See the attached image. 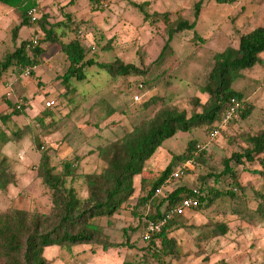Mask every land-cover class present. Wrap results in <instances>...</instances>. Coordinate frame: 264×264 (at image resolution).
<instances>
[{
	"label": "rangeland",
	"instance_id": "1",
	"mask_svg": "<svg viewBox=\"0 0 264 264\" xmlns=\"http://www.w3.org/2000/svg\"><path fill=\"white\" fill-rule=\"evenodd\" d=\"M98 1L106 6L94 10L88 0H40L39 3L40 12H47L51 22H68L73 28L72 22L66 19L69 14L79 23V30L69 31L64 41L77 37L87 50L86 58L104 67H86L85 79L71 78L66 86L63 75L68 62L64 54L57 44H44L45 52L36 67V75L13 77L8 72L0 79V112L9 111L5 100L21 105V114L7 121L3 129L7 134L20 128L25 131L19 140L7 142L2 147L12 161L15 184L0 191V211L13 206L31 213H49V191L35 174L42 150L49 155V163L56 173L62 171L64 161L72 162L78 175L98 173L104 163L97 155V147L129 135L134 125L150 120L161 107V100H169L189 115L192 97H197L201 103L206 100L203 85L214 53L228 44H236L240 34L264 26V0H237L232 4L204 0L194 27L196 37L193 30L173 34L160 56L169 29L176 21L193 20V4L197 0ZM144 2L148 3L145 7L148 13L167 12L168 23L161 19L155 22L144 19L142 12L131 4ZM14 17L0 36V59L16 45L11 40L17 16ZM3 28L0 20V32ZM37 31L24 35L25 39L38 35ZM261 56L263 64L245 69L232 83L242 94L246 106H251L249 116L243 119L238 116L220 127L213 138L211 128L203 126L190 132L179 131L166 139L147 163L145 173L135 176V190L127 202L111 217L94 219L100 226L103 241L113 246L105 251L102 244L71 249L47 247L44 256L48 264H122L127 261L140 264H264V218L255 212L258 202L255 194H264V169L260 166L252 164L249 168L262 169V175L244 171L231 163L243 189L236 188L233 197L217 196L208 207L194 214L185 212L179 217L187 223L169 234L175 238L180 252L175 259L163 256L158 261L150 256L143 224L146 210L137 205V199L147 194L166 166L170 165L171 171L179 166V161L172 156L181 154L190 140L203 149L198 167L183 174L157 197L162 198L169 189L181 186L202 188V193L209 188L220 191L231 188L228 176H217L223 169L221 160L246 147V134H255L263 128L264 56ZM116 60L132 65L139 72L113 74L111 65ZM11 79H14L11 87L6 89L3 84ZM137 83L143 84V90L139 101L134 102L130 89ZM48 99L55 101V106L49 108L54 126L39 132L34 118L43 114ZM29 127L32 130H25ZM33 130L40 135L42 149L34 144ZM73 186L78 195H85L81 181H75ZM217 221L228 225L226 234L200 242L199 227Z\"/></svg>",
	"mask_w": 264,
	"mask_h": 264
},
{
	"label": "trees",
	"instance_id": "2",
	"mask_svg": "<svg viewBox=\"0 0 264 264\" xmlns=\"http://www.w3.org/2000/svg\"><path fill=\"white\" fill-rule=\"evenodd\" d=\"M39 1L0 0L1 4L14 9L19 15V23L13 26L11 30V38L14 42L21 27H36L38 30V39L35 43L31 41V38L21 40L15 45L12 52H7L2 56L0 59V79L8 75V72L13 77L19 76L24 73L26 68L29 69L28 75L33 76L34 67L39 65L41 55L45 52V45L48 44H57L68 62L63 75L64 84L67 83L66 86H69L68 82L71 78L77 81L85 79L84 69L86 67L95 65L102 67L103 65L94 59L86 58L87 50L77 37H73L67 42L64 41L69 31L79 30V23H75L69 14L66 15V19L72 22L73 28H70L68 22H51L47 12H40ZM203 1L194 2L192 21L178 19L176 24L169 29L168 39L162 47L160 56L163 50L167 49L173 34L184 30H193V36L196 37L194 27ZM213 1L219 4H232L237 0ZM88 2L94 10L106 6L105 3H99L98 0H88ZM131 4L142 12L144 19H151L150 22L160 19L165 23L169 21L167 12L148 13L145 9L148 5L147 2ZM33 7H37L35 22L31 21L29 15V10ZM261 55L264 56V26L259 25L244 34H240L236 44H228L223 50L214 53L207 80L203 85L206 100L201 103L197 97H192L189 115L185 110H179L169 100H161V107L150 120L141 121L134 125L129 135L98 146L97 155L104 163V167L98 173H81L78 175L73 163L69 161H64L62 171L56 173L54 167L49 163V155L45 150H42L35 174L40 179L41 184L49 191L50 211L47 214H37L13 206H8L0 211V264H48V260L44 256V249L51 246L71 249L80 245L102 244L103 251L111 248L113 245L103 241L100 226L94 222V219L111 217L127 202L135 190V176L145 173L147 163L166 139L171 138L179 131L190 132L194 128L203 126L212 128L222 118L231 99H236L243 105L239 117L243 119L249 116L251 106H246L242 100V94L232 87V83L241 76L245 69L263 64ZM111 67L113 74L139 72L132 65L122 64L119 60H116ZM5 101L9 111L0 112L1 192L15 184V177L11 171L12 161L2 151V147L7 142L19 140L25 134L21 128L12 131L10 134H7L3 129V125L7 121L13 116L21 114V105L17 107V103ZM49 110L45 107L43 114L34 118L41 128H39V132L47 130L49 126H54L52 125V113ZM25 130L30 131L32 129L29 127ZM32 136L36 147L42 149L39 133L33 130ZM244 141L246 144L244 149L234 151L229 157L221 160L223 169L217 176H228L231 179V188L225 191L209 188L204 193L201 191L202 188H198L200 191L199 204L185 212L189 211L190 214H194V211L208 207L217 196L228 194L233 197L236 188L243 189L238 181L237 171L231 163L241 166L244 171L262 175V169H264V122L261 130L255 134H246ZM202 150L196 141L190 140L184 151L172 156V159L178 160L181 164L196 158V153L201 154ZM196 159L199 160V158ZM252 164L260 166L262 169H250L249 166ZM171 173L170 165L166 166L158 178L153 181L147 194L137 199V205L146 210L144 226L148 221L161 219L169 209L180 201L182 196L191 194V189L181 186L169 189L162 198L157 197L155 190L163 186V182ZM77 180L81 181L85 188L83 197L78 195L73 186ZM255 195L258 199L255 212L264 218V194L256 192ZM184 213L172 216L161 226L159 232L153 233L147 239L146 250L150 252V256L158 261L163 256H170L174 259L180 256L177 242L169 234L174 228L186 226L187 221L185 223L184 219H179L180 216L186 214ZM199 229L201 230L198 237L200 242H208L223 237L229 227L225 222L217 221L205 223ZM122 264L140 263L127 261Z\"/></svg>",
	"mask_w": 264,
	"mask_h": 264
},
{
	"label": "built area",
	"instance_id": "3",
	"mask_svg": "<svg viewBox=\"0 0 264 264\" xmlns=\"http://www.w3.org/2000/svg\"><path fill=\"white\" fill-rule=\"evenodd\" d=\"M29 15L31 17V21L35 22L37 19V7H33L32 9L29 10ZM38 39V36L36 34H33L31 36V41L35 43ZM29 69L26 68L24 70V75L28 74ZM131 90V99L136 102L139 101L140 99V94L143 90V84L142 83H137L133 86V89ZM5 95L9 96V92L7 91ZM55 105V101L52 99H48L45 102V107L50 108ZM19 107V104L17 103L16 105ZM243 108V105L241 104L240 101H237L236 99H231L229 107L225 110L222 118L220 121L215 123L212 128H211V137H215L217 134V131L220 127L226 126L232 121H234L240 113V110ZM196 158H199L200 153H196ZM196 158L187 160L183 163H181L175 170L172 171L170 176H168L165 181L163 182V186L161 188H157L155 190V193L158 194L162 190H165L169 187H171V184L181 178V176L188 171H193L198 167V161ZM200 195V191L197 188H191V194L182 196L180 201L171 209H169L162 217L161 219L157 221H148L145 225V238L149 239V237L156 232L160 231L161 226L172 216L175 215H180L184 213L187 209L194 208L196 207L199 202H198V196Z\"/></svg>",
	"mask_w": 264,
	"mask_h": 264
},
{
	"label": "crops",
	"instance_id": "4",
	"mask_svg": "<svg viewBox=\"0 0 264 264\" xmlns=\"http://www.w3.org/2000/svg\"><path fill=\"white\" fill-rule=\"evenodd\" d=\"M0 5H2V4L0 3ZM16 14H17V12L14 9H12V8L4 5V4H3V6H0V20H2L4 23V28L1 29L0 36H1L2 32L5 31L8 28V26L11 24V18H13L14 16L15 17L17 16V18L15 19V22H14L15 23L14 26L19 23L20 18H19V15H16ZM35 30H36V27H29V28L21 27L18 30V34H17V38L15 40V44H18L21 40H24L25 39L24 35L29 36ZM29 39H30V37H29ZM11 40H12V38H11ZM36 67L37 66L34 67V75H36ZM13 80L11 79V81H9V82H4L3 85L6 87V89H9L11 87V83Z\"/></svg>",
	"mask_w": 264,
	"mask_h": 264
}]
</instances>
